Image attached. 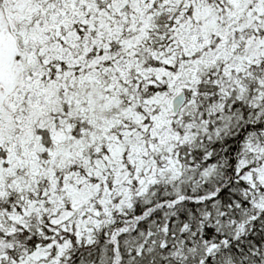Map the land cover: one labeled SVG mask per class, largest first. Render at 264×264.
Returning <instances> with one entry per match:
<instances>
[{
  "label": "snow or ice",
  "instance_id": "obj_1",
  "mask_svg": "<svg viewBox=\"0 0 264 264\" xmlns=\"http://www.w3.org/2000/svg\"><path fill=\"white\" fill-rule=\"evenodd\" d=\"M0 264H264V0H0Z\"/></svg>",
  "mask_w": 264,
  "mask_h": 264
}]
</instances>
